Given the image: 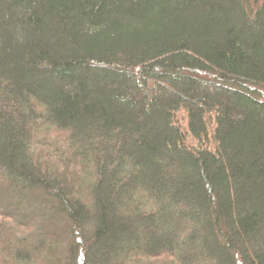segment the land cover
I'll return each instance as SVG.
<instances>
[{"label":"trees","instance_id":"1","mask_svg":"<svg viewBox=\"0 0 264 264\" xmlns=\"http://www.w3.org/2000/svg\"><path fill=\"white\" fill-rule=\"evenodd\" d=\"M0 264H264V0H0Z\"/></svg>","mask_w":264,"mask_h":264},{"label":"rangeland","instance_id":"2","mask_svg":"<svg viewBox=\"0 0 264 264\" xmlns=\"http://www.w3.org/2000/svg\"><path fill=\"white\" fill-rule=\"evenodd\" d=\"M160 227L161 228H165V225H164V223L162 224V223H160Z\"/></svg>","mask_w":264,"mask_h":264}]
</instances>
